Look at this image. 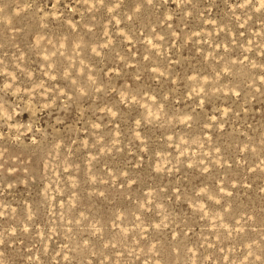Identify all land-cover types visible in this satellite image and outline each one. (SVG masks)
Segmentation results:
<instances>
[{
    "label": "rangeland",
    "instance_id": "rangeland-1",
    "mask_svg": "<svg viewBox=\"0 0 264 264\" xmlns=\"http://www.w3.org/2000/svg\"><path fill=\"white\" fill-rule=\"evenodd\" d=\"M0 264H264V0H0Z\"/></svg>",
    "mask_w": 264,
    "mask_h": 264
}]
</instances>
